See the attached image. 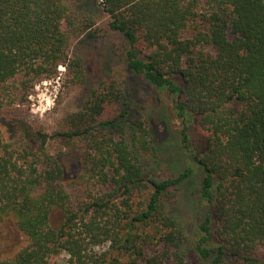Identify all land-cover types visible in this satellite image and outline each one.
<instances>
[{"label":"trees","instance_id":"trees-1","mask_svg":"<svg viewBox=\"0 0 264 264\" xmlns=\"http://www.w3.org/2000/svg\"><path fill=\"white\" fill-rule=\"evenodd\" d=\"M78 4L0 0V121L24 116L34 86L59 66L70 89L83 85L77 44L110 38L122 48L52 134L15 119L20 136L6 141L0 126V226L23 238L2 264L62 254L69 264H264V0ZM129 76L170 108L186 162L178 173L147 169L158 150ZM68 154L78 169L70 178ZM195 175L199 222L188 234L169 207Z\"/></svg>","mask_w":264,"mask_h":264},{"label":"rangeland","instance_id":"rangeland-1","mask_svg":"<svg viewBox=\"0 0 264 264\" xmlns=\"http://www.w3.org/2000/svg\"><path fill=\"white\" fill-rule=\"evenodd\" d=\"M67 1L71 4L75 3V0ZM76 1L77 4L79 3L77 6L75 5L76 8L85 11L87 8L85 0ZM96 15L103 18L100 11H96ZM121 51L120 45L110 38L77 44L73 48V52L83 59L86 66L84 84L70 89L66 68L59 66L55 77L40 81L34 86L27 97V104L23 107V110L27 109L24 116L16 117L9 111L4 115L0 121L4 139L13 141L19 138L22 130L21 124L17 123L15 119L23 120L25 126L30 129H40L52 134L60 126L65 115L81 109L90 90L98 86L104 73L119 64L122 59ZM64 80L68 81L67 86ZM127 93L135 108L147 120L151 142L158 150L157 159L145 164L147 169L154 170L158 175H164L165 172L178 173L186 162L183 161L185 157L181 150L179 132L174 131L175 129L171 126L170 108L162 101L158 102L152 88L139 77H128ZM10 110L15 111V109ZM60 160L66 178L76 175L78 169L75 154L65 155ZM198 190V177L195 175L179 187L176 204L169 207L188 234L196 230L199 222ZM60 221V213L54 210L51 215L52 226L58 227ZM22 245L23 238L11 222L7 221L0 226V264L16 253ZM67 261L68 257L65 254L52 259L53 264H69Z\"/></svg>","mask_w":264,"mask_h":264},{"label":"built area","instance_id":"built-area-1","mask_svg":"<svg viewBox=\"0 0 264 264\" xmlns=\"http://www.w3.org/2000/svg\"><path fill=\"white\" fill-rule=\"evenodd\" d=\"M59 69V68H58Z\"/></svg>","mask_w":264,"mask_h":264}]
</instances>
